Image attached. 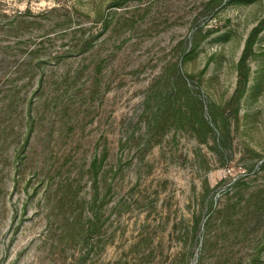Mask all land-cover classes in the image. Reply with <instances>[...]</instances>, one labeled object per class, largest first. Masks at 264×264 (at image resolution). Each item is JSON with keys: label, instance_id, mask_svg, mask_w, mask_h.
Wrapping results in <instances>:
<instances>
[{"label": "rangeland", "instance_id": "obj_1", "mask_svg": "<svg viewBox=\"0 0 264 264\" xmlns=\"http://www.w3.org/2000/svg\"><path fill=\"white\" fill-rule=\"evenodd\" d=\"M262 20L0 0V264H264Z\"/></svg>", "mask_w": 264, "mask_h": 264}, {"label": "trees", "instance_id": "obj_2", "mask_svg": "<svg viewBox=\"0 0 264 264\" xmlns=\"http://www.w3.org/2000/svg\"><path fill=\"white\" fill-rule=\"evenodd\" d=\"M262 31H264V20L260 21L251 30V32H250V34H249V36H248V38L246 40V43H245L241 58H240V60L238 62V76H239V79H238V82H237L238 86H237L236 92L238 93L239 96L243 93L244 87H245V84H246V81H247L246 70H245V62H246L248 56L251 53L252 46L254 44L255 39L257 38V36ZM262 167H264V162H262ZM96 174H97V172L95 171L94 172V179L96 178Z\"/></svg>", "mask_w": 264, "mask_h": 264}]
</instances>
